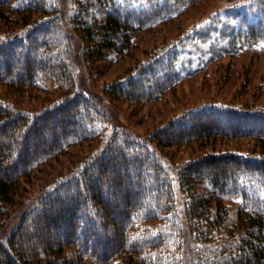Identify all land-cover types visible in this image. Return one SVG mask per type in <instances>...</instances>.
<instances>
[{
  "label": "trees",
  "instance_id": "1",
  "mask_svg": "<svg viewBox=\"0 0 264 264\" xmlns=\"http://www.w3.org/2000/svg\"><path fill=\"white\" fill-rule=\"evenodd\" d=\"M195 1L76 0L68 15L67 0H0V21L21 13V28L0 34V64L7 63L0 65V85L13 93H57L28 111L0 98V138L8 137L0 141V227L10 219L6 205L39 164L70 145L100 139L83 163L24 202L16 224L0 239V264H184L175 250L184 229L195 256L200 254L196 264H264V109H190L142 139L115 120L111 102L158 99L175 77L165 79L172 59L146 63L126 81L102 86L101 93L83 85L89 79L86 62L120 54L136 29ZM255 6L231 17L244 23L240 32L247 39L258 41L264 38V0ZM10 60L14 65L7 68ZM221 136L249 137L256 150L212 148L175 166L158 155L157 148L193 142L201 147ZM174 183L184 198L182 214ZM237 198L235 218L222 234L225 201ZM36 225L40 238L51 234V241L43 243L35 232L29 239L35 242H27L26 230Z\"/></svg>",
  "mask_w": 264,
  "mask_h": 264
},
{
  "label": "rangeland",
  "instance_id": "2",
  "mask_svg": "<svg viewBox=\"0 0 264 264\" xmlns=\"http://www.w3.org/2000/svg\"><path fill=\"white\" fill-rule=\"evenodd\" d=\"M256 1L197 0L183 4L173 16L136 29L131 45L120 54H112V57L100 61L86 62L89 66H86L89 79L85 78L83 85H89L94 92L101 93L102 86L126 81L136 75L137 70L146 63L172 59L173 66L166 69L165 79H170L173 75L175 77L158 99L141 104H133L128 100L111 102L117 121L130 135L142 139L169 121L183 116L190 109L216 106L264 109V40H261L264 38L260 37L258 41L247 39L240 32L244 23L231 17L238 10L243 13L245 10L254 9ZM75 7L76 0H67L64 13L69 15ZM29 13L31 17L36 15ZM19 16L21 13H13L8 18L10 22L0 21V34L19 30ZM233 34L236 35L232 36ZM14 62L10 60V65L6 67L14 65ZM5 64L7 63L1 62L0 65ZM55 92L53 89L47 91L45 88H28L27 91L13 93L7 90L5 85H0V98L18 105L25 111L41 108L57 96ZM98 137L70 145L61 154L35 168L18 189L12 203L6 205L10 219L8 218L9 221L3 228L0 227V239H3L2 233L5 236L16 224L15 214L23 208L24 202L34 199L43 189L51 187L60 174L73 165L83 163L89 155L95 153L100 141ZM7 139L8 137L3 136L0 141ZM203 143L205 145L201 147L193 142L157 148V151L161 159H168L175 166V162H184L212 148L242 154H250L256 150L254 140L243 136L209 138ZM164 163L168 166L166 161ZM175 188L177 211L182 214L184 198L176 185ZM225 205L228 208V216L220 229L222 234L225 226H230L235 218L239 198L228 199ZM2 216L4 215H0V219ZM41 230L42 227L37 225L27 229L24 238L33 244L35 239L29 240L31 234L36 232L35 235L39 239ZM186 231L184 229L183 235H180L176 254L178 258L182 257L183 261L196 264L200 254L196 257L192 245L185 240ZM51 237V234H46L40 239L45 243L51 241ZM200 244L197 242L193 246Z\"/></svg>",
  "mask_w": 264,
  "mask_h": 264
},
{
  "label": "bare ground",
  "instance_id": "3",
  "mask_svg": "<svg viewBox=\"0 0 264 264\" xmlns=\"http://www.w3.org/2000/svg\"><path fill=\"white\" fill-rule=\"evenodd\" d=\"M259 25H260V24H259ZM251 26H252V24H251ZM54 82H55V81H54ZM57 83H58V82H57ZM57 89H59V88H57ZM59 90H60V89H59ZM62 91H63V90H62ZM238 107H239V106H238ZM238 107H237V108H238ZM240 107H241V106H240ZM234 109H235V108H234ZM252 109H253V108H252ZM246 111H247V110H246ZM246 111H245V113H246ZM248 111H249V110H248ZM250 112H251V111H250ZM110 113H111V112H110ZM233 113H234V112H233ZM259 113H260V112H259ZM111 114H113V113H111ZM236 114H237V113H236ZM108 115H109V114H108ZM243 115H244V114H243ZM245 115H246V114H245ZM245 115H244V116H245ZM251 116H252V115H251ZM251 116H250V117H251ZM108 117H109V116H108ZM112 117H113V116H112ZM112 117H111V118H112ZM115 117H116V116H115ZM115 117H113V118H115ZM241 117H242V116H241ZM246 117H247V116H246ZM248 117H249V116H248ZM248 117H247V118H248ZM253 117H254V116H253ZM261 117H263V116L261 115ZM54 118H55V117H54ZM258 118H259V117H258ZM258 118H257V119H258ZM50 119H51V118H50ZM252 119H253V118H250V119H248V120H252ZM263 119H264V118H263ZM116 120H117V119H116ZM245 120H246V119H245ZM248 120H247L246 122H248ZM254 120H255V119H254ZM30 121H31V119H30ZM30 121H29V122H30ZM262 121H263V120H262ZM98 122H99V121H98ZM100 122H101V121H100ZM100 122H99V123H100ZM253 122H254V121H253ZM255 122H256V120H255ZM104 123H105V122H104ZM112 123H113V122H112ZM251 123H252V122H251ZM251 123H250V124H251ZM60 124H61V123H60ZM253 124H254V123H253ZM258 124H259V123H258ZM261 124H262V123H261ZM109 125H110V124H109ZM263 125H264V124H263ZM45 126H46V125H45ZM53 126H54V125H53ZM120 126H121V125H120ZM247 126L249 127V124H248ZM252 126H253V125H252ZM254 126H255V125H254ZM256 126H260V125H257V124H256ZM256 126H255V127H256ZM33 127H34V126H33ZM50 127H51V126H50ZM59 127H60V126H59ZM111 127H112V126H111ZM24 128H25V127H24ZM257 128H260V127H257ZM257 128H256V129H257ZM261 128H262V127H261ZM44 129H45V128H44ZM53 129H54V128H53ZM73 129H74V128H73ZM29 130H30V129H29ZM60 130H61V128H60ZM117 130H118V129H117ZM250 130H251V129H250ZM252 130H253V129H252ZM30 131H31V130H30ZM40 131H41V130H40ZM50 131H51V130H50ZM257 131H258V130H257ZM263 131H264V130H263ZM38 132H39V131H38ZM42 132H43V131H42ZM254 132H255V131H254ZM44 133H45V132H44ZM259 133H260V132H259ZM262 133H264V132H262ZM29 134H30V133H29ZM254 134H255V133H254ZM36 135H37V134H36ZM72 135H73V134H72ZM42 136H43V135H42ZM54 136H55V135H54ZM74 136H75V135H74ZM27 137H28V136H27ZM46 138H47V137H46ZM57 139H58V138H57ZM142 142H143V141H142ZM105 143H106V142H105ZM252 147H253V146H252ZM221 148H222V147H221ZM206 149H207V148H206ZM238 149H239V148H238ZM208 150H209V149H208ZM230 150H231V148H230ZM205 151H206V150H205ZM209 151H210V150H209ZM251 151H252V150H251ZM223 152H224V151H223ZM249 152H250V150H249ZM40 153H41V152H40ZM213 153H214V152H213ZM225 153H226V152H225ZM243 153H244V152H243ZM229 154H230V153H229ZM154 155H155V154H154ZM254 155H255V154H254ZM159 156H160V155H159ZM235 157H236V156H235ZM252 157H253V156H252ZM156 158H157V157H156ZM253 158H255V157H253ZM164 160H165V158H164ZM156 161H157V159H156ZM158 161H159V159H158ZM249 162H250V161H249ZM35 163H36V162H35ZM158 163H159V162H158ZM175 163H176V162H175ZM258 164H259V163H258ZM168 165H169V164H168ZM236 165H237V164H236ZM257 166H258V165H257ZM242 167H243V164H242ZM262 167H263V166H262ZM27 168H28V167H27ZM237 168H238V167H237ZM240 168H241V166H240ZM25 169H26V168H25ZM242 169H243V168H242ZM261 170H262V169H261ZM147 171H148V170H147ZM212 172H213V171H212ZM239 173L241 174V172H239ZM255 173H256V172H255ZM263 173H264V172H263ZM167 174H168V173H167ZM236 175H237V174H236ZM258 175H259V174H258ZM163 177H164V176H163ZM261 177H262V176H261ZM263 177H264V176H263ZM165 178H166V177H165ZM168 178H169V177H168ZM221 178H222V177H221ZM163 180H164V178H163ZM169 180H170V178H169ZM169 180H168V182H169ZM250 180H251V179H250ZM166 181H167V180H166ZM241 182H242V181H241ZM261 182H262V180H261ZM245 183H246V182H245ZM245 183H244V184H245ZM241 185H242V184H241ZM248 185H249V184H248ZM164 186H165V185H164ZM169 186H171V185H169ZM169 186H167V187H169ZM235 188H236V187H235ZM250 188H251V187H250ZM226 190H227V189H226ZM229 191H230V190H229ZM258 191H259V190H258ZM261 191L263 192V190H261ZM227 192H228V191H227ZM234 193H235V192H234ZM247 193H248V192H247ZM227 194H228V193H227ZM174 196H175V195H174ZM174 198H175V197H174ZM177 205H178V204H176V206H177ZM246 205H247V204H246ZM176 208H177V207H176ZM223 208H224V207H223ZM175 210H176V209H175ZM167 215H168V214H167ZM169 216H171V215H169ZM10 227H11V226H10ZM8 230H9V229H8ZM6 232H7V231H6ZM187 232H188V231H187ZM226 232H227V231H226ZM2 234H3V237H4V233H2ZM111 235H112V234H111ZM207 235H208V234H207ZM1 236H2V235H1ZM231 237H232V236H231ZM5 238L7 239V237H5ZM234 238H235V237H234ZM216 241H217V240H216ZM230 241H231V240H230ZM7 242H8V241H7ZM237 244H238V243H237ZM231 245H232V244H231ZM223 246H224V245H223ZM226 246H227V245H226ZM232 246H233V245H232ZM235 249H236V248H235ZM240 251H241V250H240ZM223 254H224V253H223ZM240 256H241V255H240ZM218 257H219V256H218ZM226 257H227V256H226ZM228 257H229V256H228ZM222 258H223V257H222ZM168 259H169V258H168ZM168 259H166V260L168 261ZM236 259H237V257H236ZM166 260H165V261H166ZM210 260H211V259H210ZM212 260H213V259H212ZM230 260H231V259H230ZM159 261H160V260H159ZM205 261H206V260H205ZM224 261H225V260H224ZM234 261H235V260H234ZM172 262H173V260H172ZM172 262H171V263H172ZM208 262H209V261H208ZM215 262H216V261H215ZM228 262H229V261H228ZM161 263H162V262H161ZM163 263H164V262H163ZM166 263H167V262H166ZM226 263H227V262H226ZM168 264H169V263H168ZM184 264H186L185 261H184ZM232 264H233V263H232Z\"/></svg>",
  "mask_w": 264,
  "mask_h": 264
}]
</instances>
